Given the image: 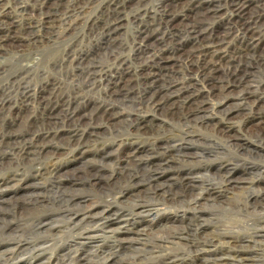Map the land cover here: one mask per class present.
Masks as SVG:
<instances>
[{
  "label": "bare ground",
  "instance_id": "obj_1",
  "mask_svg": "<svg viewBox=\"0 0 264 264\" xmlns=\"http://www.w3.org/2000/svg\"><path fill=\"white\" fill-rule=\"evenodd\" d=\"M51 1L42 0L38 10L20 1L2 13L0 59L35 51L44 41L69 40L99 0H69L62 13L51 10L39 19L29 15L30 7L42 11ZM149 1H105L102 15L90 22L87 32L100 33V45L77 55L73 44L63 55L61 63L72 69L68 83L43 78L35 87L38 95H33L27 80L13 75L4 89L8 96L0 99V156L16 160L11 177L0 179V240L26 241L21 247L0 246V264H264V157L258 156V163L243 159L244 166L231 168L248 147L239 136H229L232 122L240 119L251 139L264 147V77L255 79L264 69V32L258 31L264 24V0H163L153 22L143 23L141 13ZM11 11L22 20H13ZM129 12L135 13L138 30L132 53L142 61L133 68L116 38ZM194 14L203 20L193 21ZM220 22L226 31L213 29ZM153 23L170 33L160 35ZM46 31L51 32L49 38ZM177 34L182 39H176ZM231 37L240 42L234 62L221 53ZM171 44L173 50L168 49ZM179 68L183 77L175 82ZM18 91L15 108L9 99ZM95 92L96 100L87 99ZM213 100L217 107L212 109ZM138 107H145L151 117L143 116ZM175 123L179 129H174ZM198 127L225 140V156L214 155L226 160V166L211 168L205 152L186 146L202 141L194 131ZM61 129L67 130L62 134ZM107 135L132 140L130 145L127 139L115 145L121 163L110 169L97 161L87 165L92 157L102 164L110 159L109 147L115 142H101ZM139 138L147 139L145 149L136 147ZM99 142L102 147L92 151ZM133 144L137 145L132 148ZM68 156L65 167L45 162ZM39 178L61 192L59 200L47 199V188L36 182ZM66 182L96 187L114 203L117 194H124L128 203L93 202L92 211L80 217L75 209L84 192L63 187ZM16 187L20 196L12 199ZM164 205L177 211L167 212ZM19 210L24 211L21 219L39 218L38 222L14 226L10 217ZM219 210L251 219L226 225ZM57 217L63 226L56 223ZM61 237L69 242L55 250Z\"/></svg>",
  "mask_w": 264,
  "mask_h": 264
},
{
  "label": "rangeland",
  "instance_id": "obj_2",
  "mask_svg": "<svg viewBox=\"0 0 264 264\" xmlns=\"http://www.w3.org/2000/svg\"><path fill=\"white\" fill-rule=\"evenodd\" d=\"M1 1L2 2H0V8H2V9H0V13H1L0 14V21H2V19H4L3 16H2V13L6 12V11H7V13L10 12L9 11V8H12L13 7V9H14L18 5V3L20 1L29 2L31 5H33V6H35L37 8L36 10H38L40 8L39 5H41V2H42V0H9V1L8 0H1ZM67 1H69V0H64V1H60V2L57 1V0H52L49 5H45L44 7L41 8V9H43L42 11H34L32 9H35V8L34 7H32V8L30 7L28 13H29V15L31 17H35L36 16L38 19L40 18L41 14L43 15V17H45V16L49 15V13L54 12L55 10L58 11V12L61 11L60 13H62L66 9V7L68 6V2ZM105 1H107V0H99L97 2L98 5L95 4L91 8L92 10H90L89 13L87 14V16L85 17V20L83 21L81 27L77 30V32L73 36L70 37L69 40L67 39L63 43L57 42L55 40H54L55 42H53V43L52 42L48 43L47 41H44L43 43H45V44H41L39 48H34L35 51L34 50L30 51L32 54L30 52H27L24 55H20L19 56V54L13 53L11 55L9 54V55L5 56L4 59H0V67L2 68V71H0V99H5L8 96L4 92L6 90L5 88H7L10 85L11 81L15 77H18V76H21L23 79H26L27 80L26 82L28 84H27L26 87L27 88H30L31 87L30 88L31 89V94H33V95L37 93L38 89L35 91V87H38L39 86V84L41 83V81L43 80V78L46 79V77H48L49 79H53L54 81L57 80V81H63L64 83H68L70 81V79H69L68 76L71 74L72 69L68 66V64L61 63L62 62V59L64 57L63 55L68 51V49L70 48V46H72L73 44H74L75 53L77 55H81V54H83V52H88V51L90 52L93 49L97 48L98 45H100V43L102 42V36H100V33L95 32L94 34H92V36L91 35L89 36L87 34V32H88V26L90 25V22L92 20H94V18H100V16L102 15L103 7H104V4L106 3ZM162 1L163 0H150L147 3V6L145 7V10L146 11L144 12V14L141 13L143 15V16H141V17H143V18H141V19H143L142 20L143 23L153 22L152 21V20H154V18H153L154 15L153 14H155V12H156L157 5L159 3H161ZM33 2L35 3V5H34ZM5 4H7V5H5ZM2 5H4L5 7L3 6L4 7L3 8ZM31 13H33V15H31ZM10 14H11V17H12L13 20H16V21H21L22 20V17L19 16L18 14H16V16H15V13L13 11H11ZM134 14L135 13L129 12L125 17H123V22L121 24V29L117 32V35H116V38L118 39V41L122 44V46L124 45V54H125L126 57H128V59H129V62L128 63H130V65L129 64L128 65L131 68H133L131 65H137V64L140 65L141 62H142L140 60V58L139 59L136 58V56H137L136 54L134 56V53H132V52H134V49H135L134 46H133V43L135 41V37L137 39V32H138V30H136L137 23H134V21H133ZM150 15H152V16H150ZM193 18H194L193 21H195V20L196 21L203 20V19H201L202 17H199V16L197 17L196 14L193 15ZM204 22H205L204 23L205 26H209L208 25L209 24L208 23L209 20H207V21L204 20ZM155 26H156V23H153V28L156 29L157 32L160 35H162L164 33H167V34L170 33L168 30L166 32V30L164 28L161 30V29H159V27H155ZM57 27H59V26H57ZM260 27L261 28H259L258 31H259V33H263L264 32V24H261ZM59 28H57L55 30L56 33H60L61 29H59ZM213 29L216 30V31L223 32L226 29V27H225V24H223L222 22H220V23H216L213 26ZM46 32H48V34H47L46 37L49 38L50 35H51L50 34L51 32H49V31H46ZM177 36L178 37H176V39H182L181 34H179V35L177 34ZM183 39H184V36H183ZM233 39L231 37V39L228 41L227 48L226 47L222 48L221 49V53L224 54L223 56L226 57V60L227 61L233 60V62H234V59L238 57V51L240 50V45H239L240 42H238L236 39H234V40ZM72 40H73V42H72ZM185 43H187V42H185ZM44 46H46L47 49ZM53 46H55V47H53ZM169 47L170 48H168V49L173 50L172 49V44ZM44 49H45V51H44ZM126 49H127V51H126ZM223 49H224V51H223ZM51 55H53L52 56L53 59H52ZM234 55H236V56L234 57ZM58 56H60V58ZM145 56H146V58L148 57L147 55H145ZM45 57H49V58L46 59ZM130 57H132V58H130ZM47 65H48V67H47ZM25 69H26V71H25ZM130 71H132V69H130ZM258 71L255 74V77H256L255 79H263V77H264V69H260V71L259 72ZM36 75H39V77L36 76ZM182 77L183 76L181 75V69L179 68L175 72V74H174V77H173L174 80L173 81L180 82L179 79H182ZM50 81H49L48 84H50L51 82H53V81H51V82ZM50 86L51 85H49L48 87H50ZM7 90H8V88H7ZM34 91H35V93H34ZM134 92H139V89L138 88H135L134 89ZM4 94H5V96H4ZM16 95L19 96V91L17 93H14V95L12 94L11 97H10V99H9L11 101V103H13L12 106L14 105L13 107H15V108H17L19 106V103H17L19 98ZM37 95H38V93H37ZM90 96L93 97L94 100H96L99 97V95L96 92L93 95H89L87 99H89ZM80 103H81V101H80ZM211 106H212V109H213V106H214V108H216L217 107V101H215V100L210 101L209 107H211ZM133 107L136 108L137 106H134L133 105ZM141 108H142V110H141ZM137 109H138V112H140L141 114H143V116L151 117L150 112L145 107H138ZM141 111H143V112H141ZM30 115H32L30 117H33L34 116V114H30ZM32 119H34V118H32ZM162 121L164 123L165 122H168V120L167 119H164V118L162 119ZM177 125H178V123H175V128L174 129H179L180 128L179 125L178 126ZM231 125H232L233 130H232V133L229 136H231V137L232 136H239L245 142V143L243 142L244 145H246V147H248V151L243 156L244 158H241L240 160L238 159L239 161H237V162H232L231 168H234L235 167L236 169H240L245 164V162H242L243 159L244 160L246 159L247 161H252V162L255 159V160H257L256 162L258 163L259 161H258V158L257 157L258 156L264 157V147H262V146L260 147L259 145H257L251 139V137L247 133V129L245 128L244 122H242L240 119L239 120L238 119H235L232 122ZM18 128H17V130H18ZM65 130H67V129H61L58 132L63 134V132ZM194 131L196 132V136L202 137V141L193 142V143L190 142V143L186 144V146H189V149L191 151H193V152H205L206 155H208L207 160L208 161H212V162L208 163V165H210L211 168H213L215 166H221V164L222 165L223 164H226L225 163L226 160H223V161L220 160V161H218L216 159V156L217 157H220V156L221 157H224L225 156V155L223 156V154L226 153V151L224 150V145L226 144L225 143V140L223 138H220V137L218 138L217 136H214L212 133H210L209 130H207L204 127L195 128ZM1 135H2V133H0V136ZM114 138L115 137H112V136L109 137L107 135L101 141V142H104L105 141V142H107V144L111 143L112 141L115 142L114 146H110L109 147L110 149H112V153L109 156L110 159H107V161L103 162L104 164H102L101 161L98 158H93L92 157L90 159V161L87 163V165L97 164V163H95L97 161V162L100 163L98 166H102V165L104 166L105 165L106 169H110L111 167H116L115 165L118 162H119L118 164H120L121 162L119 161L120 160V158H119L120 156L119 155H121V154H118V152L116 151L117 150V146H115V145H120V143L122 145L123 144H126V143H128L127 140H129V145H130L132 140L129 139V138H127V137H121V139L120 138L119 139L116 138L117 140L114 139ZM198 140H200V139H198ZM205 140H207V141L205 142ZM1 142L2 141H0V143ZM101 142H99L98 145L94 146L95 148L93 147L94 149L92 148V151L95 150V152H96V150H98L100 147H102L101 146L102 144H100ZM145 142L147 143V139L146 138H139L136 141V143L138 144V146H136L137 144H135V145L133 144L131 147L133 148V147L136 146L137 148L145 149L146 146H147ZM183 143H186V142L184 141ZM0 146L2 147V148L0 147V154H1L2 153V150L4 149V147L2 145H0ZM257 147H259V148H257ZM5 150L8 153L10 152L9 149H5ZM127 150H132V149H127ZM70 159H71V156H68V157H62V158H60L58 160L57 159L47 160L45 162H52L53 161V162H55L56 165H59L61 167H65V166L68 165V162H69ZM14 160H16V158L11 157V158H7V160H6L2 156H0V179L4 178V180H7V179H9L11 177L10 176V173L12 171L11 168L15 166L14 165L15 164L14 163L15 162ZM9 163H12V164L14 163V164H13V166H11ZM110 163H111V165H110ZM84 166H86V164L85 165H82L81 167H84ZM224 166H226V165H223V167ZM106 174H108V176H109L110 175V172L105 171V175ZM4 175H6V176H4ZM36 182L37 183L39 182V184L41 182L43 184V186L45 185V188H47L46 189L47 190L46 197H47V199H50L51 200L50 202H52L55 199L59 200V197L61 196V194H60L61 192H59L57 190V188H55V186H51L50 183L48 182V180H46L45 178L44 179L43 178H39V180H36ZM10 186H12V184ZM66 186H67V188H71V191H75L76 192L78 190V192L79 191H81V193L84 192L82 194V196H81L82 197V200H79V204L76 207L79 211L77 209H75V213H78L77 215L80 216V217H82V216L86 215L87 213L91 212L92 211L91 207L94 205V203L95 204H98L100 206H108L109 204L116 205V204H118L120 202L128 203L127 197L124 194H117L116 195V197H117L116 198L117 203H114L112 201L113 200L112 197H106L105 198L103 195L100 194V192L98 191V188H96V187H83L81 184H79L76 187H73V186H70L68 184V182H66V184L63 185V187H66ZM15 189H14V191H15ZM73 189H75V190H73ZM243 192H244L243 190L242 191L241 190L235 191V193L237 195L241 196V197H244L245 196V192H244V194H243ZM11 193H13V194H11L12 199L19 198V196H20V195H18L19 194V189L18 188H17V190L15 192H12L11 191ZM85 193H87V194H85ZM125 205H127V204H125ZM116 206H118V205H116ZM161 208L163 210H166L167 212L177 211L176 208H173L170 205H164ZM128 209H131V208H128ZM21 210H19L20 212L17 211V214L16 215H13V217H15V218L10 217L11 220L9 219L10 221L13 222L14 226H18V225L21 226V225L25 224L26 222L27 223L32 222V219H33L34 222L35 221L38 222L39 218H37V219L31 218L30 219V217H29V219L28 218H26L25 220L24 219H21L22 218L21 216L24 215V213H23L24 211H21ZM217 215H218V217H220L222 219V221L224 223H226V225H234L235 223H246V222H249L250 219H251L249 216L245 215L244 213H237L236 211L219 210L217 212ZM57 218H58V221L56 223L58 225H60V226H63L62 225L63 224V219L61 218V220H59L60 217H57ZM25 241H26L25 238H18L16 240H12V237H11V240H10V238H9V240H7V239L6 240H0V242L2 243V244L0 243V246L1 247H7L8 245L16 244V245H18V246L21 247V246L25 245V243H24ZM67 242H69V239L67 237H61V238L57 239V242H55L54 249L56 250L58 247L62 246L63 244H65Z\"/></svg>",
  "mask_w": 264,
  "mask_h": 264
}]
</instances>
